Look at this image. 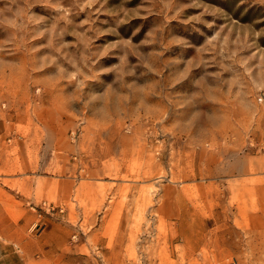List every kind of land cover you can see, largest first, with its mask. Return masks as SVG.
<instances>
[{"label":"rangeland","instance_id":"374dc122","mask_svg":"<svg viewBox=\"0 0 264 264\" xmlns=\"http://www.w3.org/2000/svg\"><path fill=\"white\" fill-rule=\"evenodd\" d=\"M0 264H264V0H0Z\"/></svg>","mask_w":264,"mask_h":264},{"label":"built area","instance_id":"2783aa9c","mask_svg":"<svg viewBox=\"0 0 264 264\" xmlns=\"http://www.w3.org/2000/svg\"><path fill=\"white\" fill-rule=\"evenodd\" d=\"M4 107H5V104L0 101V109Z\"/></svg>","mask_w":264,"mask_h":264}]
</instances>
